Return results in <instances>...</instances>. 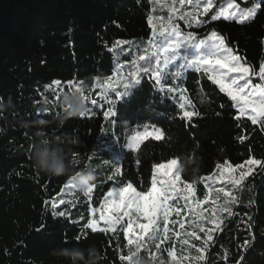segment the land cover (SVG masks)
<instances>
[{"label":"trees","instance_id":"16d2710c","mask_svg":"<svg viewBox=\"0 0 264 264\" xmlns=\"http://www.w3.org/2000/svg\"><path fill=\"white\" fill-rule=\"evenodd\" d=\"M226 1L214 0L215 6L201 18L204 23L199 27L182 21L178 27L198 38L215 31L245 65L258 70L264 61V10L244 24L212 19ZM236 2L242 8L247 6L244 0ZM157 6L153 0H0V101H11L0 110V264H71L59 254L60 249H70L73 255L83 249L85 256L89 249H96L100 264H130L121 259L130 248L125 220L115 233H94L86 225L97 218L92 209L101 208L116 181L124 184L123 170L131 183L139 185L147 179L152 164L168 159L170 149L147 141L152 136L141 142L142 149H129L127 144L136 130L161 129L171 142L195 150V164H215L227 158L235 168L249 158L264 161V130L246 117L237 121L234 102L207 75L192 68L182 70L183 75L174 80L170 77L164 90L150 74L141 72L140 83L118 99L116 92L125 91L121 81L107 95L117 101L116 115L106 118L111 105L97 82L111 77L114 83L127 77L132 59L142 54L135 47L128 50V45L122 46L126 49L123 53L121 46L110 49L118 40L147 47L153 35L148 18L157 15ZM150 59L154 63L155 58ZM251 78L260 82L258 76ZM56 80L61 82L59 86L45 87ZM76 85L86 88L88 111L84 116L65 118L58 127L57 119L64 111L62 96ZM167 87L177 90L169 93ZM181 103L199 115L191 121L182 119ZM38 131L66 141L79 138V144H67L68 163L75 171L95 167L91 199L75 192L64 195L65 203L58 204L70 177L45 175L34 167L30 146ZM241 136L246 137L243 142L238 139ZM137 159L138 168L134 165ZM114 166H121V174L109 180ZM239 171L233 175L238 176ZM206 178L195 182L200 199L207 193ZM243 185L239 189L227 182L222 185L232 189L239 202L231 206V216L220 214L222 230L212 232L204 260L193 259L207 235L199 229L195 231L200 239L170 235L158 251L141 248L137 257L143 264H176L168 255V249L174 248L179 264H264V171L255 167ZM54 211L65 215H53ZM175 219L176 224L182 221L181 217ZM183 239H188L189 245H183ZM225 250L226 262L222 259ZM182 255L189 259L182 260Z\"/></svg>","mask_w":264,"mask_h":264},{"label":"snow or ice","instance_id":"6c2138e0","mask_svg":"<svg viewBox=\"0 0 264 264\" xmlns=\"http://www.w3.org/2000/svg\"><path fill=\"white\" fill-rule=\"evenodd\" d=\"M153 3L161 5V0H153ZM246 7H241L236 0H229L225 7L219 9L218 14H214L212 19L234 20L237 23L244 24L251 22L255 19L258 12L264 10V0H245ZM191 5V11H185L181 14L180 19L185 20V23L189 27L194 25L199 27L204 23L203 20L197 19L198 16L207 15L213 8V0H179V5L183 8L185 5ZM163 6V5H161ZM170 12H174L175 8H169ZM172 16L169 15L167 23H164L165 17L163 16H149L148 24L153 28L152 38L148 40L147 47L143 44L118 40L115 42L113 49L116 46L120 47V52L126 51L122 46L128 45L130 50L132 47L140 50L142 54H138L131 61V69L127 73V77H123L124 92H116L117 98H121L130 93L127 91L130 87L138 85L141 81L140 73L150 74V78L153 79L160 90H164L167 81L171 77L173 80L183 75L182 70L192 68L195 71H202L208 76L212 84L219 87V91L224 93L237 109V115L235 119L240 121L242 117H246L247 121H250L252 125H257L261 130H264V61L258 70L253 69L251 66L245 65L242 58L234 53L232 48L228 47L223 37L213 31L207 38L198 39L197 34L194 32L183 33L180 31L177 25L171 23ZM154 21H159L160 25L157 27ZM191 48L193 54L184 55L182 50L186 51ZM152 49H156L155 52ZM161 54H163L161 56ZM151 57H156L154 63ZM144 61L145 63H139ZM183 61V63H178ZM174 71L169 72L166 70L172 69ZM123 65L120 68L123 69ZM123 76V74H120ZM258 76L259 83L254 82L251 77ZM121 83L120 79H116L113 83V78H108L103 83L97 82V87L103 88V98L111 105L109 111L105 113L106 118L109 116H115L116 112L113 110L117 101H114L107 97L109 89L115 91ZM61 82L59 80L53 81L51 85H46V88H51L54 85L59 86ZM71 85L72 82H69ZM79 89V86H74ZM71 90V87H70ZM69 90V91H70ZM177 89L174 87H167L169 93H174ZM85 100L89 97H83ZM59 99V95H58ZM92 104L96 101L92 100ZM182 115V119L191 121L193 116L199 115L194 110H186L185 103L179 105ZM84 116V115H81ZM148 136H152L154 139H162L163 133L159 129H155L154 132H145L143 134H137L133 136L127 147L133 151L140 147L141 142ZM243 142L246 137H238ZM134 165L138 168L140 161L137 159L134 161ZM255 167H259L261 171H264V161L249 158L244 164L236 165L235 168L224 161L222 164H217V169L220 170L221 176L224 172H228V183L233 188H242L243 181L253 173ZM115 171L108 179L116 180L121 174V166H114ZM152 185L149 191H137L136 188L129 182L122 184L121 181H116V186L112 187L108 191L107 196L104 199V203L99 210V220L93 219L86 227L91 229L92 232L107 233L109 231L115 233L116 226L125 218H127V225L124 229L125 236L127 237L129 248V254L127 257L122 256L121 259H127L130 264H137V254L141 248L151 252L154 247L157 251L160 249L161 244L168 241L170 237L169 225L177 223V221L170 220L173 211L175 215L179 217L181 210L176 207L180 199L185 201V207L188 212L194 216L192 221L193 229L199 227L201 232H206V239L203 246L196 248V252L199 254L193 257L194 260H204V252L207 250L210 241H213L212 232L220 229V221L215 215L218 211L220 213L227 212L229 216L232 215L231 206L238 203L237 196L233 194L232 189L226 190L225 187H219L211 189L216 195L212 198V205L210 211L213 213L210 217H205L203 212H197L196 210L201 208L202 204L209 202V196L205 195L203 200L195 199L196 192L194 184L184 183L181 179V173L184 171L183 166L178 164L177 159H171L167 163H157L153 165ZM239 169L238 176L232 175ZM206 179H211L207 177ZM183 184V188L180 185ZM65 187L71 192L83 193L85 197L91 199L93 193V186L89 185L85 189H79L68 182ZM223 199V204H219L218 201ZM193 200H195L193 204ZM174 201V203H170ZM60 204H64L65 200L61 199ZM56 204L53 203V209L56 208ZM93 214L97 209H93ZM53 215L64 216L65 212L59 213L53 212ZM207 219L208 223L214 225V228H205L201 223ZM100 222H103V227H100ZM180 229H184V222H179ZM172 235L179 236V233L172 232ZM188 237L200 239L196 235L195 231H189L186 233ZM183 245H189L188 239L181 241ZM247 243V242H245ZM134 249V250H133ZM168 255L170 259L176 264L177 256L174 248L168 249ZM227 251L222 259L227 261ZM137 257V259H133ZM155 259V256L152 257ZM182 260H188L187 255H182ZM243 259V257H241Z\"/></svg>","mask_w":264,"mask_h":264},{"label":"rangeland","instance_id":"374dc122","mask_svg":"<svg viewBox=\"0 0 264 264\" xmlns=\"http://www.w3.org/2000/svg\"><path fill=\"white\" fill-rule=\"evenodd\" d=\"M228 2H229V0L226 1L220 8L225 7L228 4ZM161 5H163V6H161ZM161 5H158L156 7L155 11H157V13H156L157 15H155V16H163V17H165L164 23H167L168 22L167 18H168L169 15H171L172 16L171 23H173V24H175L177 26H178L179 22H181V21L185 23V20L180 19L181 14L183 12H185V11H191L192 10L191 9V5H187V4L183 8H181L180 5H179V0H161ZM170 6L175 8L174 12H170V10H169ZM214 6H215V2L213 0V7ZM218 12H219V10H218ZM218 12L216 14H218ZM203 16H205V15H203ZM203 16H198L197 19L201 20V18ZM220 19H223V18H220ZM154 24H156L157 27H159L160 22L159 21H154ZM207 37L198 38V39H205ZM152 51L155 52L156 49H152ZM182 54L191 55V54H193V50L191 48L187 49L186 51L182 50ZM162 55L163 54H161V56ZM154 58L156 59V57H154ZM178 63H183V61H178ZM174 67L175 66H173L172 69H174ZM120 80L123 81V79H120ZM115 81H114V83H115ZM112 91H113L112 89H109L106 95H108ZM103 93H104V89H103ZM159 130L163 133V138L162 139L157 140V139H154L153 137H150V139L147 140V141L156 142V143H159V144H165V146H167V148L170 149L169 156L167 157L168 159L165 162L161 161V162H158V163H167L171 159H177L178 160V164L182 165L183 169H184V171L181 173L182 181L184 183L194 184L195 192H196L195 182L202 181L203 177H211L210 180L208 179L205 182L203 181V183H204V185L206 187V190H207V193L205 195L209 196V202L207 204H202L201 208L196 210V211L197 212H201L202 211L203 215L205 217L212 216L213 213L210 211V209H211V207H215V205H212L211 201H212V198L216 195V193L214 191L212 192L211 189L223 187L222 185H224L225 182L228 183V172L225 171L224 175L221 176L220 170L217 169V164H222L224 161H227L228 163L233 165L232 162H230V160L227 159V158H223L222 161H218V163H215V164H213L212 161H210V163L195 164V161H194L195 154H196L195 150H191V149H189V148H187L185 146L177 145V144L171 142L167 138L165 132L162 131L161 129H159ZM145 132H149V130H142V131L136 130V132H134V134L131 136V138L133 136L137 135V134H143ZM152 132H154V131H152ZM145 143H148V142H145ZM142 146L140 147V149H142ZM122 148H124V146ZM124 162H125L124 168H126L125 167V166H127L126 165V160ZM153 165L154 164H152V166L150 168L149 175H148L147 179L143 180L141 183H139V185H135V184L131 183L128 180L127 170L126 169L123 170V172H124L123 175H124V179H125L124 184H127V183L130 182L133 185V187L136 188L137 191H149L151 189V185H152V176H153V171H154ZM215 173H217V174H215ZM232 175H233V173H232ZM180 187L183 188V184H181ZM73 193L75 194V192H71L69 189H67L65 187L63 189V191L61 192V194H60V199L58 200V204H60L59 201L62 199V197H64V195H71ZM195 199L203 200V199H200L198 197L197 192H196ZM223 199L224 198L222 197V199H220L218 201V203L219 204H223ZM194 202H195V200H193V204H194ZM170 203H174V201H170ZM176 207L181 210V215L179 217L182 218V222H184L185 227H184V229H180L179 224H176V223L171 224V226L169 225V227H170V229H172V232H177V233H179V235H186V233L189 232V231H193V230L195 231L196 229H199V227H195L193 229L192 221L194 219V216L191 213L188 212L187 207H185V201L183 199L179 200V203L176 205ZM99 210H100V208L97 209L95 214H93V211H92V216L93 217L97 216V218H93V219L99 220V215H100ZM220 214L221 213L218 211L215 215L218 217V219L220 221V227H221L222 221L220 219V216H221ZM175 218H177V216L175 215V211H173L172 216L170 217V220L174 219L172 221H177V219H175ZM124 220L127 222V218H125ZM201 223L203 224V226L206 229L207 228H214V225L208 223L207 219H205ZM99 226L103 227L104 226L103 222H100ZM172 232H170L169 235H172L171 234ZM195 233H196V231H195Z\"/></svg>","mask_w":264,"mask_h":264},{"label":"clouds","instance_id":"9594fccd","mask_svg":"<svg viewBox=\"0 0 264 264\" xmlns=\"http://www.w3.org/2000/svg\"><path fill=\"white\" fill-rule=\"evenodd\" d=\"M86 88L80 86L79 89L73 88L63 94L61 107L64 109L61 116L57 119L58 127H62L65 118L70 116L85 115L88 111V105L83 97H85ZM9 100L7 104H10ZM7 104L0 101V110L7 107ZM45 122L41 121V124ZM80 143L79 138L69 140L49 138L42 131L35 134V139L30 146V155L34 167L49 176L70 177L69 182L79 189H85L91 185L97 178L96 169L93 165L82 168L79 171L70 167L69 148L67 144L77 145ZM84 250L73 255L70 249H60L59 254L71 261V264H100V253L96 249H89L88 255L85 256ZM137 264H143L138 259Z\"/></svg>","mask_w":264,"mask_h":264}]
</instances>
